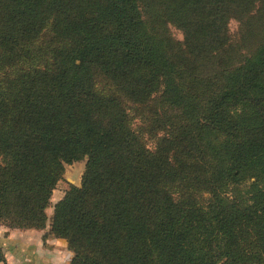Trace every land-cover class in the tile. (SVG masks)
Listing matches in <instances>:
<instances>
[{
    "label": "trees",
    "instance_id": "1",
    "mask_svg": "<svg viewBox=\"0 0 264 264\" xmlns=\"http://www.w3.org/2000/svg\"><path fill=\"white\" fill-rule=\"evenodd\" d=\"M82 160L69 264H264V0H0V222Z\"/></svg>",
    "mask_w": 264,
    "mask_h": 264
},
{
    "label": "rangeland",
    "instance_id": "2",
    "mask_svg": "<svg viewBox=\"0 0 264 264\" xmlns=\"http://www.w3.org/2000/svg\"><path fill=\"white\" fill-rule=\"evenodd\" d=\"M229 30L237 38L238 24L231 21ZM172 36L182 41V34L170 28ZM86 160L65 165L61 180L57 183L46 209L47 222L43 230L16 229L0 222V256L11 264H69L73 254L63 239H56L50 232V219L54 206L64 198L70 187L79 188L85 171Z\"/></svg>",
    "mask_w": 264,
    "mask_h": 264
},
{
    "label": "crops",
    "instance_id": "3",
    "mask_svg": "<svg viewBox=\"0 0 264 264\" xmlns=\"http://www.w3.org/2000/svg\"><path fill=\"white\" fill-rule=\"evenodd\" d=\"M4 258H5V261H6L7 264H11V263L9 262V261H10L9 259H7L5 256H4ZM0 264H2V263H0Z\"/></svg>",
    "mask_w": 264,
    "mask_h": 264
}]
</instances>
